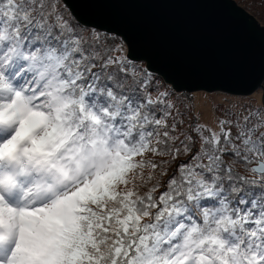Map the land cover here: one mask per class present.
Masks as SVG:
<instances>
[{
  "label": "snow or ice",
  "instance_id": "snow-or-ice-1",
  "mask_svg": "<svg viewBox=\"0 0 264 264\" xmlns=\"http://www.w3.org/2000/svg\"><path fill=\"white\" fill-rule=\"evenodd\" d=\"M129 46L73 0H0V264H264V96Z\"/></svg>",
  "mask_w": 264,
  "mask_h": 264
},
{
  "label": "water",
  "instance_id": "water-1",
  "mask_svg": "<svg viewBox=\"0 0 264 264\" xmlns=\"http://www.w3.org/2000/svg\"><path fill=\"white\" fill-rule=\"evenodd\" d=\"M80 15L115 28L130 54L182 88L264 89V24L235 0H73Z\"/></svg>",
  "mask_w": 264,
  "mask_h": 264
},
{
  "label": "rangeland",
  "instance_id": "rangeland-1",
  "mask_svg": "<svg viewBox=\"0 0 264 264\" xmlns=\"http://www.w3.org/2000/svg\"><path fill=\"white\" fill-rule=\"evenodd\" d=\"M245 9H247L250 13L255 15V17L260 21V23L264 24V0H235ZM145 65V64H144ZM198 95L203 98H210L208 93L205 91H201ZM217 99L223 100L225 98V92L222 91H213V94ZM242 97H246L255 101H260L261 97L264 96V89H258L249 95H238ZM237 95H229V99L238 98Z\"/></svg>",
  "mask_w": 264,
  "mask_h": 264
}]
</instances>
